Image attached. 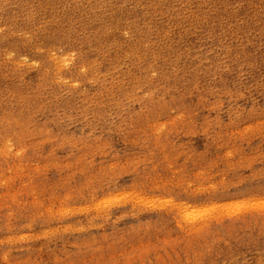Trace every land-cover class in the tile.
Wrapping results in <instances>:
<instances>
[{"label": "rangeland", "instance_id": "374dc122", "mask_svg": "<svg viewBox=\"0 0 264 264\" xmlns=\"http://www.w3.org/2000/svg\"><path fill=\"white\" fill-rule=\"evenodd\" d=\"M0 264H264V0H0Z\"/></svg>", "mask_w": 264, "mask_h": 264}, {"label": "bare ground", "instance_id": "6f19581e", "mask_svg": "<svg viewBox=\"0 0 264 264\" xmlns=\"http://www.w3.org/2000/svg\"><path fill=\"white\" fill-rule=\"evenodd\" d=\"M217 208V207H216Z\"/></svg>", "mask_w": 264, "mask_h": 264}]
</instances>
